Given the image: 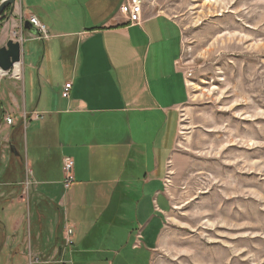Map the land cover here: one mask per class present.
<instances>
[{
  "label": "crops",
  "instance_id": "obj_1",
  "mask_svg": "<svg viewBox=\"0 0 264 264\" xmlns=\"http://www.w3.org/2000/svg\"><path fill=\"white\" fill-rule=\"evenodd\" d=\"M128 7L129 0H16L0 22V46L24 38L21 78L0 93V112L8 110L0 125V264H65L77 255L74 264H122L127 244L140 264L153 261L163 211L156 207L150 223L141 203L161 194L167 208L163 182L189 89L177 22L142 4L134 25ZM33 16L46 38L23 30ZM64 158L74 164L67 189ZM129 202L134 239L123 224ZM54 226L55 235L77 229L79 241L46 240ZM95 230L102 242L93 244Z\"/></svg>",
  "mask_w": 264,
  "mask_h": 264
},
{
  "label": "rangeland",
  "instance_id": "obj_2",
  "mask_svg": "<svg viewBox=\"0 0 264 264\" xmlns=\"http://www.w3.org/2000/svg\"><path fill=\"white\" fill-rule=\"evenodd\" d=\"M140 1L180 27L178 65L189 89L163 182L167 208L161 194L137 200L150 223L159 218L156 207L163 211L151 264H264V0ZM29 64L25 59L24 82ZM1 79L0 93L16 83L10 74ZM44 211L48 216L53 208ZM124 214L133 238L130 202ZM57 230L45 238L64 244L63 230ZM72 231L77 243L80 234ZM89 241L102 237L95 230ZM130 248L122 250V264H140ZM74 257L65 264L81 258Z\"/></svg>",
  "mask_w": 264,
  "mask_h": 264
},
{
  "label": "built area",
  "instance_id": "obj_3",
  "mask_svg": "<svg viewBox=\"0 0 264 264\" xmlns=\"http://www.w3.org/2000/svg\"><path fill=\"white\" fill-rule=\"evenodd\" d=\"M128 20L131 24L138 25L141 23V16H142V4L140 0H129V7H128ZM28 21L35 27L34 29L37 30L38 36H33V38H46V28L33 16L28 18ZM13 37V38H12ZM11 39L13 40H20L21 42H24L23 36H17V35H12ZM16 66V65H15ZM14 66V68H15ZM13 68V69H14ZM13 70L10 71L9 73H6L8 76L10 74L11 77L15 79H20L21 76H13L12 74ZM71 88V83H65L62 89L61 96L64 98H68L69 95V90ZM5 122L10 125L12 123V119L7 117L5 118ZM73 161L70 158H64L62 161V169L64 173V180H63V186L65 189L70 188L73 183H74V176H73ZM30 183V180L28 178V174H26L24 180H23V185L25 188L28 187ZM72 236L73 232L70 228H66L64 231V237H65V243L67 246L72 245Z\"/></svg>",
  "mask_w": 264,
  "mask_h": 264
},
{
  "label": "water",
  "instance_id": "obj_4",
  "mask_svg": "<svg viewBox=\"0 0 264 264\" xmlns=\"http://www.w3.org/2000/svg\"><path fill=\"white\" fill-rule=\"evenodd\" d=\"M16 0H0V17L6 9L13 11ZM33 25L28 21L23 22V30L38 36V32L34 29ZM22 45L20 40L9 39L6 44L0 47V71L3 73H9L13 70L15 65H19L22 61Z\"/></svg>",
  "mask_w": 264,
  "mask_h": 264
},
{
  "label": "bare ground",
  "instance_id": "obj_5",
  "mask_svg": "<svg viewBox=\"0 0 264 264\" xmlns=\"http://www.w3.org/2000/svg\"><path fill=\"white\" fill-rule=\"evenodd\" d=\"M2 73H3V72L0 71V74H2ZM12 74H13L14 77H15V76H16V77H17V76L19 77V75H20L19 67L16 66V67L13 69ZM3 75L6 76L7 74L4 73V74H2V76H3Z\"/></svg>",
  "mask_w": 264,
  "mask_h": 264
}]
</instances>
